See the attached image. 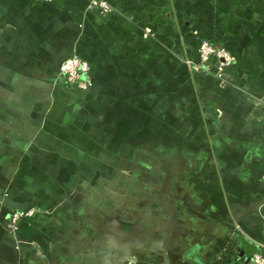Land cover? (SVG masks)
Returning a JSON list of instances; mask_svg holds the SVG:
<instances>
[{"label": "crops", "instance_id": "0c3cea01", "mask_svg": "<svg viewBox=\"0 0 264 264\" xmlns=\"http://www.w3.org/2000/svg\"><path fill=\"white\" fill-rule=\"evenodd\" d=\"M107 1L114 12L102 15L88 0H0V264H101L98 242L85 251L83 220L69 227L71 247L51 252L40 237L41 254L24 241L41 223L20 222L12 235L6 221L88 179L97 161L114 165L133 131L154 133L147 112L172 122L154 133L161 148L174 128L188 133L195 156L182 163L200 173L180 179L186 205L173 226L157 223L137 264H253L264 242V0ZM146 27L155 39H144ZM199 39L236 58L227 86L178 58L195 55ZM73 55L90 65L89 92L57 80Z\"/></svg>", "mask_w": 264, "mask_h": 264}, {"label": "rangeland", "instance_id": "374dc122", "mask_svg": "<svg viewBox=\"0 0 264 264\" xmlns=\"http://www.w3.org/2000/svg\"><path fill=\"white\" fill-rule=\"evenodd\" d=\"M41 1L48 4L54 2V0ZM90 2L91 0H88V10H97L102 15L114 12L111 4V11L104 13L97 7H91ZM143 37L146 40H153L155 34L150 27H146ZM201 40L205 39H199V41ZM71 57L78 56H70L61 64ZM178 58L190 73L200 71L211 74L224 87L228 84L225 71L236 62L234 57V61L229 65H218L215 62L216 66L213 70L212 64H209L203 65L200 70L193 71L189 68L188 62L197 61L198 44L195 55H188L184 52L182 55H178ZM61 64L57 80H63L70 86L64 75L60 73ZM89 78L91 81L89 88L78 91L89 92L93 89L94 81L91 74ZM167 108L168 106L165 105L164 109ZM153 110L155 112V109ZM147 114L151 116L146 121L147 125L144 124V119L135 121L142 126L145 125L147 131L155 133L161 127V122L171 127V120L154 117L152 112H147ZM181 121L182 119L179 120V122ZM261 123L264 125V119ZM184 124L186 125L187 122L183 124L181 122V125ZM135 125H132V128L138 126ZM180 128H174L175 135H168L169 142L164 138L162 148L154 133H148L145 140L143 133H140L139 130L133 131L130 148L116 150L114 165H111V162L108 164V161L105 163L97 161L99 163L93 164L91 167L93 168L92 173L89 172V175H85L88 179H80L75 185L72 183L63 185V191L59 197L48 198L44 204L37 201L23 209L11 212L6 221V228L12 235L19 233V224L16 225V229L8 228L9 219L14 215L20 217L19 222L41 223L42 229H45L39 230L41 228L38 227L33 231L32 239L24 240L37 250L38 254H41V246L38 242L40 237L50 238L51 252H55L53 247L57 245L68 244V247H71L70 243L75 239L76 231L70 230L69 227L71 224L77 225L79 221L83 220L85 225H83L82 236L86 239L84 240L86 252H88V244L91 246L98 242L101 264H107L106 256L109 257L110 264H137L138 255L141 252L148 251L147 253H150L153 249L151 246L159 236L156 230L157 223L163 222L164 228H168L171 224L173 226L179 215L177 210L179 205L183 207L186 205L184 204L186 199L184 201L181 199L183 196H180L182 189L180 179L189 174L200 173L196 165L182 163L181 158L191 162L195 155L186 148L188 133H182V127ZM201 140L203 141L202 137ZM101 150L97 159L105 158L106 149L101 148ZM214 157L216 156L213 154L211 159L215 160ZM210 165L213 170L218 167L214 161H211ZM80 187H84L85 190ZM129 239H133V241L130 242ZM20 241L23 240L20 239ZM145 241L147 249L144 247ZM141 243L143 247L139 248Z\"/></svg>", "mask_w": 264, "mask_h": 264}, {"label": "built area", "instance_id": "2783aa9c", "mask_svg": "<svg viewBox=\"0 0 264 264\" xmlns=\"http://www.w3.org/2000/svg\"><path fill=\"white\" fill-rule=\"evenodd\" d=\"M50 1V0H45ZM90 6L101 9L104 13L111 11V5L106 0H91ZM216 61L218 65H229L234 61V57L226 49L219 48L207 40H201L198 42V59L188 62L191 70H200L203 65L211 64L212 60ZM60 73L64 75V78L70 84L71 87L76 90H87L91 84L90 81V65L87 61L78 58L71 57L61 64ZM264 181V175L262 177ZM20 217L14 215L9 219L8 228L16 229V225L19 224ZM260 252L256 253L252 257L253 264H264V242L260 243Z\"/></svg>", "mask_w": 264, "mask_h": 264}]
</instances>
